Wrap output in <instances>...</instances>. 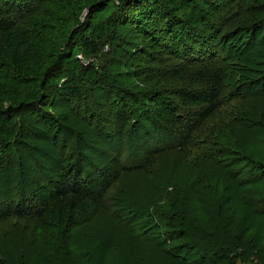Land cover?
<instances>
[{
	"label": "rangeland",
	"instance_id": "374dc122",
	"mask_svg": "<svg viewBox=\"0 0 264 264\" xmlns=\"http://www.w3.org/2000/svg\"><path fill=\"white\" fill-rule=\"evenodd\" d=\"M214 1L221 5L218 23L223 26L218 52V65L226 71L223 106L198 133L193 156L185 159L178 149L167 151L159 156L150 173L126 174L108 192L106 207L93 223L78 226L69 238L59 228L51 237L46 235L50 244L62 249L61 257L48 261L49 264H72L73 260L75 264H186L190 259L196 262L214 246L201 231L190 226L186 231L193 236L190 238L194 246L182 252L170 251L180 243L173 236L179 226L172 227L173 219L188 214L203 226L200 220H210L209 212L214 218L218 212L215 198L221 201L225 190L229 195L224 208H230L237 220H255L250 207H259L255 200L264 199V170L258 169L259 164L264 167V0ZM120 2L114 0L106 13L91 12L87 2L80 4L77 12L68 11L72 32L63 29L59 42L72 41L75 47L67 58L80 65L79 73H72L76 76L73 80L68 81L72 74L66 75L60 84L73 85L77 97L59 99L57 107L50 106L46 111L54 117L65 112L71 114V119L63 125L56 143L52 132L35 116L23 113L12 120L4 131L12 165L0 171V198L18 199L22 192L32 189L35 177L58 175L68 155L86 166H100L115 150L124 159L132 152L138 156L142 151L161 146L159 141L164 135L152 126L150 119L135 114L133 123L125 126L124 132L121 131L124 116L120 120L117 115L123 111L130 113L132 108L126 99L129 91L144 104L141 96L145 92L170 91L178 85L161 80L155 73L172 57L152 51L144 53L143 44L128 34L126 41L121 38L117 45L111 41L102 46L99 54L103 57L102 64L98 65L81 43L86 24L101 39L106 38L108 15ZM119 27L128 30L121 24ZM91 30L85 35L91 34ZM145 68L152 73H146ZM246 110L257 116L258 125L248 127L240 121V113ZM107 113V122H100L98 116ZM238 173L241 178L258 179L247 183L245 194L243 190L241 194L237 191ZM256 191L263 196H257ZM248 199L254 204H245ZM258 222L264 226V217H259ZM8 223L1 228H7L14 238L26 225L25 220ZM236 232L237 228L232 230ZM15 242L8 245L0 239V247L12 248ZM211 253L213 257L214 251ZM1 255L0 250V260ZM211 260L205 259L203 264Z\"/></svg>",
	"mask_w": 264,
	"mask_h": 264
},
{
	"label": "trees",
	"instance_id": "16d2710c",
	"mask_svg": "<svg viewBox=\"0 0 264 264\" xmlns=\"http://www.w3.org/2000/svg\"><path fill=\"white\" fill-rule=\"evenodd\" d=\"M119 1L118 7L115 6L108 15L107 39H101L86 24L81 43L91 57L96 58L98 65L103 58L99 55L102 46L111 41L117 45L121 38L126 41L128 34L143 44L144 53L152 51L172 57L173 60L164 63L155 73L161 80L178 85L170 91L145 92L141 96L144 104L129 91L126 99L132 109L130 113L123 111L117 115L120 120L121 115L124 116L121 131L133 123V115L150 119L152 126L164 135L159 141L161 146L142 151L138 156L132 152L124 159L121 152L115 150V154L111 153L100 166H86L68 155L58 175L35 177L32 189L22 192L18 199L0 198V239L6 240L8 245L16 241L12 248L0 247V264H36V261L49 264L48 261L57 260L61 257V246L50 244L46 235L51 234V237L59 228L69 238L78 226L93 223L106 207L107 194L112 187L126 174L150 173L164 152L178 149L183 158L189 159L197 146L198 133L223 106L226 71L218 65L219 40L223 31V26L218 23L221 9L218 1ZM85 2L91 12L106 13L114 0H0V171L8 170L12 165L4 131L14 118L23 113L35 116L52 132L53 143L62 135L63 125L70 121L71 114L60 112L54 117L46 110L50 106L57 107L59 99L67 101L77 97L73 85L60 84L66 75L79 73L80 64L67 58L75 46L72 41H59L63 29L72 32L68 11H79V5ZM118 23L128 30L120 29ZM89 30L91 34L85 35ZM144 71L152 73L148 68ZM75 77L72 74L68 81ZM107 116L108 113L104 117L98 116V120L106 123ZM240 121L248 127L258 125L257 116L247 110L240 113ZM258 169L263 171L264 167L259 164ZM236 175L239 193L243 190L245 194L247 183L258 180ZM256 194L263 196L258 191ZM228 195L225 190L221 193V201L215 198L218 212L214 218L209 212L210 220L206 222L200 220L203 226L188 214H182L178 219L175 215L172 227L179 226L173 236L180 243L170 251L182 252L194 246L190 238L193 236L186 231L190 226L201 231L207 242L214 246L213 250H206L205 257L196 262L185 260L186 264H203L205 259H212L207 264H264V226L258 222L259 217H264V199L255 200L260 203L259 207H250L255 220L246 221L244 218L237 220L230 208H224ZM255 201L248 199L244 203L250 206L249 202L254 204ZM21 220H25L26 225L17 233L18 238L8 234L7 228H1L8 222ZM235 228L237 232L232 233ZM215 238H226V241ZM163 241L166 244V240ZM211 251H214L213 257ZM65 258L68 260L69 257ZM32 259L37 260L32 262Z\"/></svg>",
	"mask_w": 264,
	"mask_h": 264
},
{
	"label": "water",
	"instance_id": "95a60500",
	"mask_svg": "<svg viewBox=\"0 0 264 264\" xmlns=\"http://www.w3.org/2000/svg\"><path fill=\"white\" fill-rule=\"evenodd\" d=\"M90 9V8H89Z\"/></svg>",
	"mask_w": 264,
	"mask_h": 264
}]
</instances>
